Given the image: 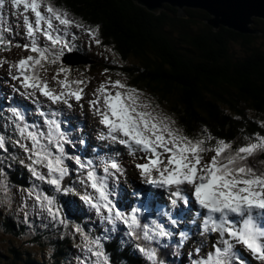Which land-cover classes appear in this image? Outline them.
<instances>
[{
  "label": "snow or ice",
  "instance_id": "snow-or-ice-1",
  "mask_svg": "<svg viewBox=\"0 0 264 264\" xmlns=\"http://www.w3.org/2000/svg\"><path fill=\"white\" fill-rule=\"evenodd\" d=\"M6 3L11 6L7 27L3 19ZM12 15L22 16V40L15 39L20 33L11 25ZM74 29L87 35L97 47L102 45L100 26L86 25L57 0H0V51H10L14 46L27 53L13 61L0 57V67L6 64L8 76L19 85L14 90H22L20 94L25 97H43L51 105H63L67 109L73 108V101H83L91 80L74 75L65 62L67 54L74 50L68 39L69 35L75 39ZM105 52L112 53L111 62L117 64L114 50L106 47ZM109 72L108 68L104 69V79L98 82L88 100L103 129L97 138L124 146L130 155L142 153L144 162L134 165L140 179L168 190L173 206L180 202L194 203L203 209L189 223L198 228L201 236L210 238L213 233L219 236L206 252L205 241L200 240L192 249L195 258L190 259V264H248L236 251L237 244L264 264V170L251 163L253 157L264 153V133L243 134L242 129L240 143L214 136L206 126L198 135H189L145 93L126 79H120L121 73L117 72L118 78L113 79ZM62 111L58 107L51 111L50 117L40 112L45 117V130H40L26 122L19 108L10 109L16 121L17 138L0 134V150L7 151L9 142L22 150L25 159L19 163L33 180L28 188L21 189L23 199L16 211L23 213L26 224L31 210L42 218L46 214L53 225L71 228L81 241L74 245L82 254L77 257L78 264H111L103 243L109 237L92 236L62 215L56 194L76 195L112 230L118 223L122 225L134 249L149 264H165L159 258L157 245L162 238L175 235L168 225L177 221L169 213H163L168 224L156 219L144 222L140 215L143 209H121L111 198L116 195L115 187L123 174L118 158L104 155L94 161L69 154L66 145L75 142L55 118ZM257 123L264 129V120ZM79 143L86 142L81 139ZM68 161L72 162L71 166ZM71 171L77 173L78 184L67 186L64 181ZM41 185H48L49 190ZM0 194H3L0 200L11 205L14 194L3 160H0ZM178 235L177 248L191 238L185 231H179Z\"/></svg>",
  "mask_w": 264,
  "mask_h": 264
},
{
  "label": "trees",
  "instance_id": "trees-1",
  "mask_svg": "<svg viewBox=\"0 0 264 264\" xmlns=\"http://www.w3.org/2000/svg\"><path fill=\"white\" fill-rule=\"evenodd\" d=\"M57 3L67 7L86 25H99L100 47H112L122 61L113 64L107 54L104 59L94 58L96 62L90 68H108L111 73H121L136 87H146L153 100L162 107L167 106L178 126L189 135H198L206 126L214 136L240 143L243 142L242 129L243 134L264 133L257 123L264 120V44L261 43L264 41V20L254 18L251 25L259 33H240L224 26L213 30L206 22L210 16L196 8H184L180 14L177 8L164 4V8L154 14L132 0H57ZM74 49L93 59L83 46L76 45ZM129 58L135 59L137 64L127 66ZM12 107L24 108L28 115L35 114L31 122L41 125L33 108L12 100L4 111L9 112ZM1 118L5 116L2 114ZM25 119L30 122V116ZM0 126L4 135H10L15 125ZM11 146L8 159H5L8 181L16 187H28L33 180L18 158L11 159L19 155ZM68 163L71 166L72 162ZM251 163L264 169V153L253 157ZM73 174L71 171L65 178V185L78 184ZM41 187L49 190L48 185ZM56 195L60 208L63 207L75 221L83 225L89 223V229L97 236L109 237L103 243L105 251L113 254L109 256L112 264H149L134 249L122 225L118 223L115 230H109L98 224L96 218L89 221L73 203L70 206L67 196L76 195ZM2 216L0 219L10 233H21L22 227L13 223L12 214ZM163 245H157L159 258L165 264H180L173 245ZM26 264H32L31 259H27Z\"/></svg>",
  "mask_w": 264,
  "mask_h": 264
},
{
  "label": "rangeland",
  "instance_id": "rangeland-1",
  "mask_svg": "<svg viewBox=\"0 0 264 264\" xmlns=\"http://www.w3.org/2000/svg\"><path fill=\"white\" fill-rule=\"evenodd\" d=\"M10 11H11L10 3H6L5 8L3 10V19H4L6 27L9 23ZM11 25L15 31H18V33H20L16 35L15 39L22 40L23 39L22 37V33H23L22 16L12 15ZM17 25H19L18 29H17ZM74 35H75L76 40L73 39V36L70 38L68 37V39L70 41L75 42L76 44H79L80 46H83L86 49V51H88V53H91L93 59L94 58L104 59L107 56V54L112 58V53L105 52V48H101V47L96 48V45L91 42L90 38L87 35H84L81 33L79 34L78 31L74 32ZM77 39H79V41H77ZM261 43L264 44V41H261ZM114 52L117 53L115 50ZM78 53L82 54L81 52L69 53L70 60L79 61L80 56L79 55H78L79 57L77 56ZM26 54L27 53L23 52L21 48H17V47L11 48L10 51H0V57H4L9 61L16 60L21 55H26ZM73 55H76V56H73ZM115 60L117 61V63L122 62L121 60H119L118 54L115 55ZM80 61H82V59ZM66 64L71 66V68H74L72 69L74 75L79 74L91 80V84L87 88L88 95H86L83 101L79 103L73 101V108L70 109L71 111L70 116L72 117L67 119V121L70 124H72V128H71L72 130L70 131V136H71V139L75 142L74 144L76 145V147L72 145V149L80 150L79 141L82 137H83V140L87 141L89 132L91 134H92L91 131L95 132L94 137H96L95 136L96 134L98 135L101 131H103L102 126L98 124L97 118L95 117L94 113L92 112V110L90 109L88 105V100L91 98V92L97 86L98 82L104 79V76L102 75V73L105 68L97 66V67H94V69H91L89 65H93L92 63H88V64L87 63L86 64L76 63V64H71V65L68 63ZM129 64H137V61L135 59L129 58L127 66ZM51 71L52 70L50 69V72ZM109 75H111L113 79L118 78L116 76V73L109 72ZM119 78L126 79L122 76H120ZM127 82L131 84L132 86L136 87V84L129 82L128 80ZM0 85H3L2 90H1L3 91V94L0 95V102H3L5 100V98H2L5 94L7 95L10 94L11 96L18 98L19 100L31 99V100H34L37 104L44 103L53 108V105H51L43 97H40V96L25 97L20 94V91L22 90L20 91L14 90V86L15 88H19V85L16 81H12L10 77L8 76V67L6 64L3 67H0ZM136 88L140 89L143 93H145L147 97L152 100L154 105H158L159 110H162L168 115H170L167 109V106L163 105L162 107V105L160 106L158 103H156V101L153 100V96L148 94L146 87L137 86ZM58 107L63 109V111L68 110L63 105H60ZM34 116L36 117L35 114ZM5 117L6 119H10L11 121H13L12 113L5 112ZM0 124H6L3 122V118L0 119ZM79 124L81 125V128L77 130L76 126ZM29 125H33V124L30 123ZM39 128L40 130H45L44 126L39 125ZM10 131L12 133L10 135H5V137L6 138L11 137L12 139H16L17 137H16L14 130L11 129ZM0 134H4V131L1 129V126H0ZM89 141L92 143L93 141L96 142L97 146L101 149V151L104 150V151L113 153L114 151L119 149V151L123 154L125 152H129L127 148L121 147L119 146V144L112 143L111 141H108V140H99L97 142L94 139H90ZM10 145H12L11 147H15V149L19 152L18 160L25 159L22 150L18 149L16 145L9 142L7 144V151L0 150V160H3L5 171L7 168L6 165H8L7 164L8 162L5 161V159L6 160L8 159L7 157L8 152H9L8 147H10ZM84 150L90 151L86 147L83 149V151ZM135 154H136L135 163L130 162L131 160L127 156H125L124 159H118L119 163L122 166V172H123L122 175L124 178H126L125 180H127V181H124L123 183V186H125L124 190L126 192L124 197L129 195L132 198H138L140 195V192L145 191L147 188L151 189V184L144 183L140 179L138 172L135 169L134 165L136 164V161L141 156V153L136 152ZM29 177H31L30 174H29ZM7 180H8V177H7ZM9 186L12 189V193L14 194L12 198V203L11 205H9L7 202L0 200V216L5 215V214L6 215L12 214L13 216H11V218H13V223L16 225H20L22 227V231L21 233H18V234L10 233L11 231H8L6 229V227L2 223V219H0V264H14V263L15 264H26L27 259H31L32 264H40V263L41 264H63V262L65 264H78L77 257L78 256L82 257V254H81L80 249H78L74 245L80 244L81 242L80 237L78 235L74 236L71 231V228L65 229L62 225H58V224L53 225L50 218L46 217V214L42 218L41 215H35L31 210L29 211V223L26 224L23 219V213L17 212L16 209L23 199L21 189L28 188L30 185L28 187H25V186L16 187L14 185H11L9 182ZM150 189L147 191H150ZM2 195L3 194H0V196ZM161 196L162 198L164 197V195L162 194ZM28 203H29V206L31 207L32 202L29 200ZM73 203L76 206L78 211L81 210V207H80V204L77 198L73 197ZM148 203L149 202L147 200V197H145L144 205H147ZM87 208L90 209L88 206ZM60 210L62 212V215L69 221L70 224H78L82 228H84L85 231H89L92 236H97L89 229V223L88 224L86 223V225H83L82 222L75 221L74 218L71 215H68L65 210L61 208ZM37 211H39V209H37ZM82 213L84 215V212ZM93 216H96V219H97L96 221L98 224L101 223L104 226H107L106 228H108L109 230L112 228V226L108 225L106 221L101 220L100 217H98L95 212L93 213L92 217ZM218 239L219 237L215 235L211 236L210 238L206 237L207 241H206V245L204 246V251L205 252L208 251L209 248L211 247V244H213L214 242H217ZM190 242H191V238L188 240V246L186 245V248L187 249L190 248L192 252L191 246L189 244ZM196 242L198 243L199 241L196 239ZM107 254L108 256L113 257V254L111 255L109 252ZM257 261L261 264L260 260L257 259Z\"/></svg>",
  "mask_w": 264,
  "mask_h": 264
},
{
  "label": "water",
  "instance_id": "water-1",
  "mask_svg": "<svg viewBox=\"0 0 264 264\" xmlns=\"http://www.w3.org/2000/svg\"><path fill=\"white\" fill-rule=\"evenodd\" d=\"M136 5L145 8L151 13L158 14L164 4H168L178 9L179 13L184 8H196L204 10L210 17L206 20L217 30L224 26L240 33H259L260 31L251 27L254 24V18L264 20V0H132ZM73 53V52H72ZM82 61H71L69 54L66 57V63H93L82 54ZM76 56V55H73ZM78 56V57H79Z\"/></svg>",
  "mask_w": 264,
  "mask_h": 264
},
{
  "label": "bare ground",
  "instance_id": "bare-ground-1",
  "mask_svg": "<svg viewBox=\"0 0 264 264\" xmlns=\"http://www.w3.org/2000/svg\"><path fill=\"white\" fill-rule=\"evenodd\" d=\"M36 125L39 127V124L37 122H36ZM182 212L187 217V219L183 220L182 221L183 223L179 224L176 229H172V231L174 233L178 232V230L189 232L190 235H192L191 242L189 243L191 247H194L197 244L196 239L198 241L204 240L205 241L204 246H205L206 245V241H207L206 237L201 236V235H199V237L195 236L196 235V230H198V228L195 225H192V224L189 223V221L193 218V216H190L188 214L187 207H186L185 204H183ZM215 236L219 237L217 233L215 234ZM236 251L239 253L241 258H243L244 260H246L248 262V264H256L257 259L254 260V256L249 251H247L245 248H243L241 245H239V244L236 245ZM161 255H162V257H164L165 254H163V252H161ZM191 258H195V253L192 252L191 256L189 254V251H188V254L183 253V260H184L183 264H190V259Z\"/></svg>",
  "mask_w": 264,
  "mask_h": 264
}]
</instances>
